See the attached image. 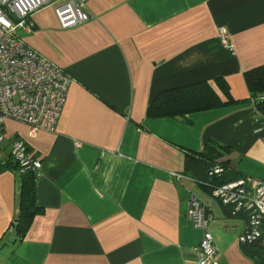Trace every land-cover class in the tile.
Wrapping results in <instances>:
<instances>
[{
	"label": "crops",
	"instance_id": "1",
	"mask_svg": "<svg viewBox=\"0 0 264 264\" xmlns=\"http://www.w3.org/2000/svg\"><path fill=\"white\" fill-rule=\"evenodd\" d=\"M86 10L90 20L62 29L49 5L19 31L71 81L54 132L5 122L0 160L21 139L41 162L40 212L20 239L11 223L21 177L0 164V264H196L202 232L186 218L190 191L212 214L213 264H253L238 241L245 217L211 196L205 163L186 154L213 140L230 147V170L264 180V116L244 77L264 65V0H87ZM218 78L234 103L146 115L157 92L217 88Z\"/></svg>",
	"mask_w": 264,
	"mask_h": 264
},
{
	"label": "built area",
	"instance_id": "2",
	"mask_svg": "<svg viewBox=\"0 0 264 264\" xmlns=\"http://www.w3.org/2000/svg\"><path fill=\"white\" fill-rule=\"evenodd\" d=\"M86 2L0 0V145L4 140V125L8 119L25 124L32 136L39 131L54 132L71 81L62 68L26 44L19 31L31 30L34 13L49 5L53 7L60 28L83 24L91 19ZM219 38L225 48L232 49L228 35L222 28H219ZM10 155L18 164L17 174L32 170L36 178L40 176L41 162L24 141L12 140ZM207 172L211 180L212 176H220L224 169L215 166ZM174 175L178 179L188 177L182 173ZM210 194L222 205L230 207L233 213L245 217V228L238 236L239 243L260 241L264 244V180L241 176L211 185ZM186 218L202 232L194 248L199 254L196 264H213L217 248L207 229L212 214L191 191Z\"/></svg>",
	"mask_w": 264,
	"mask_h": 264
},
{
	"label": "trees",
	"instance_id": "3",
	"mask_svg": "<svg viewBox=\"0 0 264 264\" xmlns=\"http://www.w3.org/2000/svg\"><path fill=\"white\" fill-rule=\"evenodd\" d=\"M244 77L250 94L249 99L258 112L264 116V65L246 71ZM215 84L218 89L209 82L201 81L161 90L150 101L146 109V115L152 118L185 116L191 112L212 109L235 102L230 95L228 85L222 78L216 79ZM220 93H222V96ZM229 152V146L208 140L199 152L186 154V159L188 162L193 158L202 160L207 170L215 166L224 169L220 176L211 177L210 183L207 184V188L210 189L211 185L222 184L241 177L239 173L230 170L228 160H224L225 155ZM0 164L13 171L18 169V164L12 159L11 155L5 160H0ZM19 175L21 177V188L18 199V212L11 224L14 232L21 239L40 209L35 204V173L32 170H26ZM241 245L243 254L249 257L253 264H264V244L257 241Z\"/></svg>",
	"mask_w": 264,
	"mask_h": 264
}]
</instances>
